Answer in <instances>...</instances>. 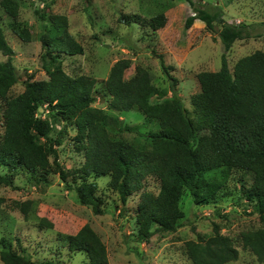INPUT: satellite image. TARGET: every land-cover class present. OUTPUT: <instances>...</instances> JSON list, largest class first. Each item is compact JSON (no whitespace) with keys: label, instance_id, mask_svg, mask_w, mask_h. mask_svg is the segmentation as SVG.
<instances>
[{"label":"trees","instance_id":"16d2710c","mask_svg":"<svg viewBox=\"0 0 264 264\" xmlns=\"http://www.w3.org/2000/svg\"><path fill=\"white\" fill-rule=\"evenodd\" d=\"M196 15H189L185 28L197 20L215 31L216 26L225 48L219 70L197 74L200 91L191 97L194 120L178 93V79L173 67L161 65L170 78V97L154 100L158 89L149 70L137 65L129 78L126 71L132 59H118L104 82L111 109L140 110L148 120H156L159 130L150 134L151 148H139L124 139H114L109 127L138 131L137 126L124 125L123 120L96 105L98 80L87 74L72 76L63 67V55L84 54L85 48L70 31L69 17L36 10L43 20L40 36L43 52L42 67L47 79L32 75L24 81V90L11 95L18 82L13 56L4 28L0 24V52L7 58L0 61V110L4 132L0 137V186L15 187L18 168L32 174L37 183H50L48 176L59 173L77 192L79 201L91 205L96 214L103 212L98 195L97 177L110 176L109 186L122 203L140 192L136 208L138 238L148 241L157 232H174L182 225L185 213L181 201L190 191L195 203H215L220 191L235 169L251 171L254 181L248 197L256 200L262 226L241 234L244 248L249 249L264 264V50L258 49L239 58L230 68L227 52L237 40L260 36L246 23L234 24L224 18L220 6L210 11L188 0ZM12 17L14 31L23 41H31V29L19 21L17 0H0ZM49 6V5H47ZM121 21L128 25L158 31L166 26L165 12L146 17L140 13H122ZM165 93V92H164ZM47 111L40 114V109ZM73 128V140L84 161L79 167L66 169L59 160L58 146ZM205 146H199L200 133ZM70 176L73 179L69 178ZM149 177L159 181L158 192L146 189ZM71 180L72 183H69ZM79 180V181H78ZM74 184V185H73ZM30 201L22 204L28 215ZM43 225L54 223L42 219ZM214 235L205 243L189 240L187 249L193 264H226L238 257L232 239L223 235L218 224ZM71 251L84 252L90 264H109L108 250L98 232L84 224L76 233L66 236ZM2 264H38L33 256L1 240Z\"/></svg>","mask_w":264,"mask_h":264},{"label":"rangeland","instance_id":"374dc122","mask_svg":"<svg viewBox=\"0 0 264 264\" xmlns=\"http://www.w3.org/2000/svg\"><path fill=\"white\" fill-rule=\"evenodd\" d=\"M17 1L20 4L18 19L31 29L33 36L31 41L19 38L14 31L12 17L0 3V24L15 51L13 60L18 76L10 94L21 93L24 81L31 75L35 79L48 78L41 59L40 36L44 24L36 10L66 15L70 31L84 46L85 53L63 55L64 69L72 76L87 74L98 80L96 105L120 117L124 125L138 127V131L109 127L111 137L124 139L139 148H151L150 134L159 130V124L156 120H148L138 109L119 111L109 107L104 82L118 59H132V66L126 71L127 78L134 74L137 65L147 68L159 93L154 100H161L172 95V81L161 65L162 55L166 64L173 67L171 74L178 79V93L194 120L191 97L200 91L197 74L205 70L216 71L222 66L225 48L218 34L221 27L217 25L216 30L211 31L204 22L197 20L190 29H186V19L196 14L188 0ZM193 1L210 11L220 6L228 22L250 24L252 31L260 34L233 44L227 52L230 68L242 56L258 49L264 50V0ZM160 12L166 13L168 21L158 31L125 24L120 18L122 13L151 17ZM6 58L0 52V61ZM39 113L45 116L47 111L41 108ZM3 132L0 110V137ZM74 135L75 130L71 128L58 146L60 163L66 169L79 167L84 161L73 140ZM199 136V146H205L204 133ZM7 171V168H0L2 173ZM69 178L73 179L72 176ZM48 179L50 183H37L32 174L18 168L15 187L0 186V264L3 238L18 251L26 249L38 264H90L84 252L71 251L65 240L67 235L76 233L86 223L105 242L109 264H193L187 242L197 240V233H200L205 238L201 243L205 244L215 234V224L220 226L223 235L232 239L238 250V257L226 264H263L241 242L243 232L262 226L257 202L248 197L254 181L251 171L235 169L215 203L197 204L190 191H186L181 201L185 213L182 225L174 232H157L148 241L138 238L136 208L140 192L131 195L127 203H122L118 193L109 186L110 176L97 177L103 212L96 214L91 205L79 201L76 190L59 173L49 174ZM146 189L157 193L158 179L149 177ZM28 201L30 209L26 216L22 204ZM42 219L54 223V226L43 225Z\"/></svg>","mask_w":264,"mask_h":264},{"label":"built area","instance_id":"2783aa9c","mask_svg":"<svg viewBox=\"0 0 264 264\" xmlns=\"http://www.w3.org/2000/svg\"><path fill=\"white\" fill-rule=\"evenodd\" d=\"M195 14V13H194ZM196 15V14H195Z\"/></svg>","mask_w":264,"mask_h":264}]
</instances>
